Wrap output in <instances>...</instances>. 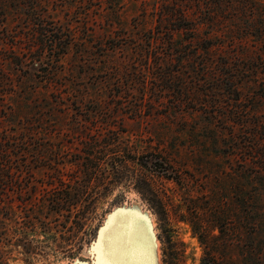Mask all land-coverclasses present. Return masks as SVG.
Listing matches in <instances>:
<instances>
[{
  "label": "rangeland",
  "instance_id": "rangeland-1",
  "mask_svg": "<svg viewBox=\"0 0 264 264\" xmlns=\"http://www.w3.org/2000/svg\"><path fill=\"white\" fill-rule=\"evenodd\" d=\"M18 4L0 0L9 28L22 13ZM176 7L199 22L211 20V29L199 26L200 55L193 62L175 55L155 63L146 32ZM46 8L76 35L57 81L83 104L108 99L107 79L133 58L126 66L133 75L130 99H144L142 118L119 114L108 128L136 157L148 149L150 132L166 131L165 143L177 147L181 159L173 165L176 179L148 171L136 158L125 168L117 163L114 173L109 163L118 156L116 146L103 151L114 132L72 109L64 120L53 117L49 164L34 170L30 189L5 193L12 207L5 213L9 263L154 264L156 258V264H264V168L255 175L244 171L264 163V0H46ZM124 36L129 46L110 49L124 44ZM208 37L220 47L204 51ZM28 68L31 86L40 78L38 64ZM89 152L100 168L92 166L86 177L82 162L90 167ZM77 186L82 197L75 203L52 205ZM40 213L46 223L28 222Z\"/></svg>",
  "mask_w": 264,
  "mask_h": 264
},
{
  "label": "trees",
  "instance_id": "trees-1",
  "mask_svg": "<svg viewBox=\"0 0 264 264\" xmlns=\"http://www.w3.org/2000/svg\"><path fill=\"white\" fill-rule=\"evenodd\" d=\"M16 10L22 13H18V20L14 27L9 28L5 23L4 8L0 7L2 11L0 14V264H10L9 257L13 247L12 243H9L6 222L8 218L5 214L11 211L12 207L6 205L5 193L8 187L14 192L31 188L27 186L29 183L27 180L33 177L34 170L49 164L48 158L51 153L48 135L55 124L54 118L64 120L69 109H72L75 115L95 117L93 123L98 120L96 124L99 127L105 126L104 129L108 132L115 133L116 136L111 141L104 142L103 147L106 154L110 146L112 148L116 146L112 153L116 152L118 156L115 159L112 158L109 163L114 173L118 172L117 163L120 164V168H125L126 160L136 158L148 171L164 173L176 179L174 175L177 172L173 165L181 159L177 147L174 149L175 146L165 143L168 139L166 131L150 132L147 138L149 142L146 148L148 149L144 154L136 157L137 154L125 150V148L130 149V146L120 138V133L108 128L115 125L112 123L114 119L110 117L116 119L119 114H128L131 118L138 120L142 118L141 103L144 99L140 98L135 101L130 99L129 90L133 85V75L126 66L131 65L129 62L133 58L128 57L123 63V68H115L117 70L115 75L112 79H107L108 99L97 96L83 104V97L69 92L66 82L57 81L60 80L59 76L62 77L63 72L61 59L76 40L73 30L50 17L47 13L46 0H19ZM161 16L158 25L149 28L146 32L147 41L152 45L150 50L152 60L155 63L160 60L167 63L171 62L175 55L181 58L180 61L183 63H190L197 59L200 53L195 44L199 26L205 22L207 29H211V20L199 22L197 18L188 17L187 13L179 7ZM177 32L186 33L187 36H182L183 39L180 41L181 39L175 38ZM124 37L119 38V40H126L124 44L114 42L110 49L129 46L127 37L130 36ZM207 41L206 45L202 46L204 51L208 52L213 50V47H220V44H215L211 37H208ZM133 44L135 47L140 46L137 40H134ZM139 50L143 51L141 48ZM35 63L38 64L37 70L40 78L35 82L36 84L28 86L25 81L30 72L28 67ZM206 63L207 61L203 62L205 66H208ZM152 103L150 100L149 105ZM151 116L154 115H150V118H153ZM61 122L65 124L64 121ZM155 136L157 143L152 145L151 142ZM94 138L97 139V135ZM93 141L91 139L90 143ZM254 141L256 139L252 138L248 143ZM87 155L86 160L91 163L90 167L88 163L82 162L86 168L84 172L87 174L86 177L93 173L92 166L100 168L99 161H94L95 156L90 152ZM248 167L244 168V171L255 175L258 170L264 168V163L254 165L252 168ZM141 175L143 178L144 174ZM82 187L86 188L85 185L81 186V189ZM74 189L72 196L65 191L59 198L52 201V205L59 208L64 204L75 203L82 196L77 193L78 186ZM248 199L256 201L253 197H248ZM40 214L41 216L30 217L28 222L39 219L41 224L46 223L45 218L47 217ZM248 217L254 224L259 221V218H254L250 211ZM29 264L32 263L29 262Z\"/></svg>",
  "mask_w": 264,
  "mask_h": 264
},
{
  "label": "bare ground",
  "instance_id": "bare-ground-1",
  "mask_svg": "<svg viewBox=\"0 0 264 264\" xmlns=\"http://www.w3.org/2000/svg\"><path fill=\"white\" fill-rule=\"evenodd\" d=\"M135 224H136V223H135ZM130 225H131V224H130ZM132 231H133V230H132ZM132 231H131V232H132ZM128 232H129V231H128ZM131 232H130V233H131ZM130 233H129V234H130ZM111 234H112V233H111ZM131 234H132V233H131ZM128 236H129V235H128ZM132 236H133V235H130V237H132ZM125 237H126V235H125ZM130 237H129V239H130ZM122 240H124V238H123ZM116 241H117V240H116ZM118 243H120V242L118 241ZM118 243H116V244H118ZM122 243H124V242H122ZM122 243H120V244H122ZM122 245H123V244H122ZM122 245H121V247H122ZM105 247H106V246H105ZM101 248H102L103 251L100 252V254H101V257H100V258L102 259L103 262L106 263V260H105V259H106V252H105L104 244H103V243H102ZM116 260H117V259H116ZM83 263H84V262H83ZM100 263H102V262H100ZM154 264H156V258L154 259Z\"/></svg>",
  "mask_w": 264,
  "mask_h": 264
},
{
  "label": "water",
  "instance_id": "water-1",
  "mask_svg": "<svg viewBox=\"0 0 264 264\" xmlns=\"http://www.w3.org/2000/svg\"><path fill=\"white\" fill-rule=\"evenodd\" d=\"M80 264H84L83 261H81Z\"/></svg>",
  "mask_w": 264,
  "mask_h": 264
}]
</instances>
